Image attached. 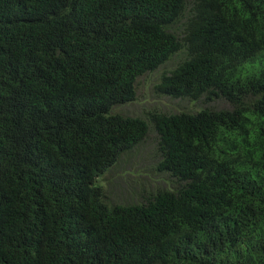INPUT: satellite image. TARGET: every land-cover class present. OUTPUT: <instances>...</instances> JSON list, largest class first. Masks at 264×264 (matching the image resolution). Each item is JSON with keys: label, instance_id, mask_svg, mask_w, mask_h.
<instances>
[{"label": "trees", "instance_id": "trees-1", "mask_svg": "<svg viewBox=\"0 0 264 264\" xmlns=\"http://www.w3.org/2000/svg\"><path fill=\"white\" fill-rule=\"evenodd\" d=\"M172 59L154 95L227 108L110 113ZM150 126L172 189L113 204ZM0 264H264V0H0Z\"/></svg>", "mask_w": 264, "mask_h": 264}, {"label": "rangeland", "instance_id": "rangeland-1", "mask_svg": "<svg viewBox=\"0 0 264 264\" xmlns=\"http://www.w3.org/2000/svg\"><path fill=\"white\" fill-rule=\"evenodd\" d=\"M173 64L174 59L165 63L157 71L138 77L135 83V101L116 106L110 113L130 118H141L148 122L149 113L156 110L162 113H173L180 110L196 112L206 106L213 109L227 108V105L221 101L200 105V102L196 101L186 103L154 95L152 89L160 73L170 69ZM200 101L202 102V100ZM146 137L142 144L121 156L112 167L97 177L96 184L99 183L102 189H105L111 203L126 205L122 200L123 194H125L124 198L130 196L129 194L134 197L138 196L139 190L152 192L159 187L172 186L170 179H167L164 174L153 171L154 163L157 161L156 136L151 126ZM166 189L171 190L172 188Z\"/></svg>", "mask_w": 264, "mask_h": 264}]
</instances>
